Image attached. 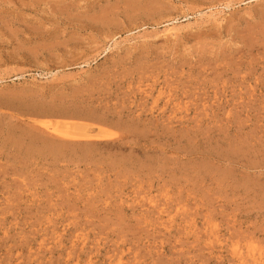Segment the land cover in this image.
I'll list each match as a JSON object with an SVG mask.
<instances>
[{"label": "rangeland", "instance_id": "374dc122", "mask_svg": "<svg viewBox=\"0 0 264 264\" xmlns=\"http://www.w3.org/2000/svg\"><path fill=\"white\" fill-rule=\"evenodd\" d=\"M0 264H264V0H0Z\"/></svg>", "mask_w": 264, "mask_h": 264}, {"label": "bare ground", "instance_id": "6f19581e", "mask_svg": "<svg viewBox=\"0 0 264 264\" xmlns=\"http://www.w3.org/2000/svg\"><path fill=\"white\" fill-rule=\"evenodd\" d=\"M65 137H69L68 135H66ZM75 137H78V136H75ZM70 138V137H69ZM90 136L89 135H83V136H80V139H89ZM51 144V143H50ZM52 145V144H51ZM50 146V145H49Z\"/></svg>", "mask_w": 264, "mask_h": 264}]
</instances>
